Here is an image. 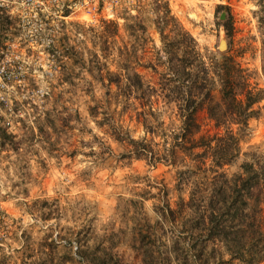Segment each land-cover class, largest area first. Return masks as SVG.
<instances>
[{
  "label": "rangeland",
  "instance_id": "rangeland-1",
  "mask_svg": "<svg viewBox=\"0 0 264 264\" xmlns=\"http://www.w3.org/2000/svg\"><path fill=\"white\" fill-rule=\"evenodd\" d=\"M156 1L168 5L174 22L161 18ZM2 2L9 7H0V65L8 76L0 104V264H82L77 239L94 255L100 247L124 264H142L148 246L141 231L151 226L156 244L171 246L165 232L172 224L160 213L188 202L198 184L211 191L215 176L212 157L201 167L194 154L202 150L182 147L183 117L160 85L169 73L166 39L178 42L183 31L195 41L212 77L211 104L221 102L215 73L225 57L264 91V0ZM130 16L140 22L133 34ZM126 68L142 78L144 99L125 98L108 82ZM207 106L195 137L234 134L239 141L223 169L228 179L246 163L264 165V94L249 128L217 130ZM188 171L180 186L179 174ZM248 202V212L264 206L262 185Z\"/></svg>",
  "mask_w": 264,
  "mask_h": 264
},
{
  "label": "trees",
  "instance_id": "trees-1",
  "mask_svg": "<svg viewBox=\"0 0 264 264\" xmlns=\"http://www.w3.org/2000/svg\"><path fill=\"white\" fill-rule=\"evenodd\" d=\"M104 2L105 0H100L101 7ZM154 4L156 11L162 14V19L174 22L168 5L159 1ZM138 11L141 13L142 10ZM69 14L70 11L67 10L65 16ZM131 20L128 28L133 34L140 22L134 16H130ZM174 27L176 29V25ZM176 36L178 42L166 39L165 53L169 56V73L163 79L165 82L160 85L166 87L162 89L167 92V98L178 103L184 120L181 140L187 145L182 146L183 149L187 152L202 150L201 153H192L201 167L207 165L208 156L212 157L213 166L208 171L215 176L211 191L205 190L204 194V185L198 184L188 202L181 198L177 209L165 206L160 213L165 222L172 224L173 229L165 232L172 235L171 246L162 239L156 244L153 227L149 226L145 233L141 231L140 236L144 239L141 241L142 245L148 246L142 252V264H261L264 258V206L248 212V200L256 186L264 187V165L259 161L246 163L241 167L244 173L229 180L223 169L237 156L240 148L238 139L234 134L221 137L216 135L211 138H196L195 134L201 131L197 114L199 110L205 109V105H208V117L215 122L217 130L228 123L249 128L248 121L256 114L252 107L263 99L264 91L251 86L241 65L232 57H225V65L219 66L220 72L215 73L221 82V102L211 104L213 93L210 89L212 77L209 68L206 67L192 38L183 31H178ZM178 51H182L183 57L176 56ZM148 67L156 69L152 64ZM124 74L114 75L108 82L120 88L125 98L133 93L140 94L136 99H144L145 85L140 75H130L127 68ZM237 89H241V92L238 93ZM177 146L181 144L177 142ZM140 150L147 151L144 147H140ZM215 167L218 170L215 171ZM197 168L201 171L200 166ZM191 174L190 171L180 173L179 185L186 184L187 175ZM187 210L191 211L192 217L185 215ZM178 228L181 230H177ZM77 240L82 264H124L100 247L97 254H92L87 246L82 245L80 239ZM218 244L223 245L222 251L216 248Z\"/></svg>",
  "mask_w": 264,
  "mask_h": 264
},
{
  "label": "built area",
  "instance_id": "built-area-1",
  "mask_svg": "<svg viewBox=\"0 0 264 264\" xmlns=\"http://www.w3.org/2000/svg\"><path fill=\"white\" fill-rule=\"evenodd\" d=\"M0 7L8 8L9 5L8 4L6 5L5 3L2 2V0H0ZM6 77L8 76L5 67L3 65H0V104L6 103V97H5V92L7 89Z\"/></svg>",
  "mask_w": 264,
  "mask_h": 264
},
{
  "label": "bare ground",
  "instance_id": "bare-ground-1",
  "mask_svg": "<svg viewBox=\"0 0 264 264\" xmlns=\"http://www.w3.org/2000/svg\"><path fill=\"white\" fill-rule=\"evenodd\" d=\"M225 46H226V44H225V41L223 40V41L221 42V50H222L223 48H225Z\"/></svg>",
  "mask_w": 264,
  "mask_h": 264
},
{
  "label": "water",
  "instance_id": "water-1",
  "mask_svg": "<svg viewBox=\"0 0 264 264\" xmlns=\"http://www.w3.org/2000/svg\"><path fill=\"white\" fill-rule=\"evenodd\" d=\"M225 49H226V46H225V48L222 49V51L225 50ZM220 50H221V47H220Z\"/></svg>",
  "mask_w": 264,
  "mask_h": 264
}]
</instances>
